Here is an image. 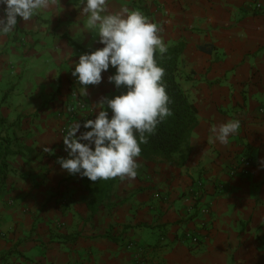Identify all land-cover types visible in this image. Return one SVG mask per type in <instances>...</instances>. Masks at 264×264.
Instances as JSON below:
<instances>
[{
  "label": "crops",
  "instance_id": "obj_1",
  "mask_svg": "<svg viewBox=\"0 0 264 264\" xmlns=\"http://www.w3.org/2000/svg\"><path fill=\"white\" fill-rule=\"evenodd\" d=\"M78 2L0 36V264H264V12L254 9L264 0H111L110 11L160 25L167 47L183 44L178 81L197 124L176 154L138 158L134 180L113 179L94 212L95 182L57 163L63 126L78 122L66 117L71 93L93 107L88 119L116 96L112 67L87 96L72 76L80 55L103 47ZM231 119L239 133L212 142ZM243 159L245 174L234 169Z\"/></svg>",
  "mask_w": 264,
  "mask_h": 264
},
{
  "label": "clouds",
  "instance_id": "obj_2",
  "mask_svg": "<svg viewBox=\"0 0 264 264\" xmlns=\"http://www.w3.org/2000/svg\"><path fill=\"white\" fill-rule=\"evenodd\" d=\"M110 5L111 0H79L77 7L86 18L87 29L99 37L103 47L80 55L72 76L81 85L80 93L87 96L88 86L100 85L102 74L112 67L116 71L108 82L125 91L103 98L95 119L69 128L63 137L67 158L57 161L70 175L92 182L134 180L141 145L173 115L165 69L156 59L157 54L168 52L161 26L139 10L110 11ZM59 8L60 0H0V36L12 34L20 19L29 23ZM81 127L85 131L81 132ZM240 130L241 122L231 119L211 129L212 142L227 145Z\"/></svg>",
  "mask_w": 264,
  "mask_h": 264
},
{
  "label": "trees",
  "instance_id": "obj_3",
  "mask_svg": "<svg viewBox=\"0 0 264 264\" xmlns=\"http://www.w3.org/2000/svg\"><path fill=\"white\" fill-rule=\"evenodd\" d=\"M183 49V44H177L168 47V52L163 56L159 54L156 56L158 64L165 69L164 80L167 93L172 101L170 107L173 115L159 126L157 134L151 136L147 144L141 145L142 153L139 158H168L189 144L191 133L197 124V114L178 81V64ZM124 91L123 88L116 89V96ZM6 148L7 146L0 142V177L6 175ZM112 182L113 179L97 181L89 190L92 197L90 208L93 212L97 204L103 203L105 195L111 189Z\"/></svg>",
  "mask_w": 264,
  "mask_h": 264
},
{
  "label": "built area",
  "instance_id": "obj_4",
  "mask_svg": "<svg viewBox=\"0 0 264 264\" xmlns=\"http://www.w3.org/2000/svg\"><path fill=\"white\" fill-rule=\"evenodd\" d=\"M254 9L256 11L259 12H264V2H255L254 3ZM77 81V79H75ZM71 97L73 99L71 106L67 109V115L66 117L69 120L72 121H78V122H86V120H88L89 115L92 113L93 111V107L88 105L87 103H85L78 95L76 92H72L71 93ZM260 114H264V109H260L259 110ZM69 126H63L61 133L63 135H66L68 130H69ZM251 167V161L248 159H243L240 160L237 165L235 166V170H238L240 173L245 174L248 169H250ZM233 169V170H234ZM202 214H207L208 213V209H202L201 210ZM188 238L190 239V241L193 244H198V238L193 236V235H189Z\"/></svg>",
  "mask_w": 264,
  "mask_h": 264
}]
</instances>
